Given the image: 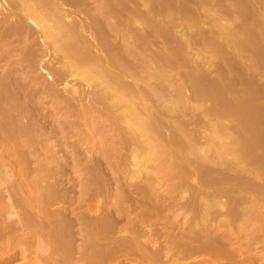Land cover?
I'll return each mask as SVG.
<instances>
[{
	"label": "rangeland",
	"instance_id": "1",
	"mask_svg": "<svg viewBox=\"0 0 264 264\" xmlns=\"http://www.w3.org/2000/svg\"><path fill=\"white\" fill-rule=\"evenodd\" d=\"M0 1V36L2 37L0 38V264H119L117 262L118 257L120 260L118 261L120 263L123 262V264H127V262L128 264L131 263L129 262L131 260L128 261L129 258H134L132 262L134 261L133 263L135 264H153L151 263L150 257H146L143 254L142 255L144 257L139 256L141 254L136 250L135 252H130L133 249H130L129 246L126 247V245H124L125 243H128L129 245L130 241H124L125 243L123 245H119L117 240H113V238L118 239L120 230H122L121 234L131 233L128 235H132L134 231L132 230V228L135 229L137 226L139 227L141 225V222L142 226L145 229L146 227L144 225L147 224L149 226V223H151V225L152 223L154 225L155 223H157L156 225H158V229L162 224H159L160 222L158 221V217L160 218L159 214L152 215V201L149 203L148 199H146V197L148 196L145 197V200L142 196L144 193H140V188H142L141 186L143 185V187H145L142 180L144 172H146L147 169L150 171H154L156 168L152 167L149 162L140 160L141 157L140 159L137 158L139 160H132L130 155L135 148V145H127L124 142L126 133L121 129L124 124L118 123L116 121L115 115L108 112L107 109V107L109 106L107 105V103L110 101L108 97L112 95L111 93H109L111 88L110 82L102 83L101 80H91L92 82H88L82 79V75L79 77L80 70H83V68L81 69V67H79L80 70H73L70 65H68L71 64L70 58V60L67 58L69 61L67 62V59L63 57L64 54L60 53L61 51H59L58 54L57 50H52L56 48H53V44L51 42V44L47 43L46 41V44L44 41L41 42V38L37 36L38 33L36 34L35 27H33V24H31L29 21H27L26 23L27 19H24L21 16L22 12L21 10H18V6V8L15 9V7L13 8V6L11 5L12 3L9 2V0ZM6 1L9 3H7ZM66 1L67 3H69L70 0ZM77 1L79 0H76L75 2ZM116 1L118 4H116L115 2L112 5V9L114 10L113 24L112 26H107V29L106 22L101 17L104 15V13L106 14V12L110 10L109 8L107 10V8L105 7L108 3V0H87L86 8L89 5L91 6V8L89 6V9L87 8L88 10L86 8L84 9L89 11V13L91 12L92 15L94 13L95 16L97 13L98 17L96 16V18H101L100 20L102 25L104 24V28L111 37H115L118 40H120V35L122 34H125L129 38L132 37L131 40L132 42H134V45H132L133 53L128 54L127 52H124V55L127 57V70H125V72L127 71L126 74L128 75L132 74V78H130L132 84H139L140 86L143 85L145 79L147 81V76L149 77V79L152 77L150 79L152 82H150L151 84H154L153 82H156L159 79L157 81V86L154 87H157V89L155 90H159L160 95H166L168 94V92H171L172 96L175 97V94H177L175 99H178V95L181 92L180 90H182V87L185 84H183L182 82H185V80L187 79V71L189 70L190 73L192 72V70L194 72V69L197 68L200 69L202 67L201 71L203 70V68H206L204 71H202L201 75H199V69H197L198 77L201 76L200 78L203 79L199 80L202 84H200L199 87H203L201 90H205L208 93V87L212 92L214 91L213 89L217 91L220 88L218 90L220 92V95L218 94V91H214L216 93L214 95L212 93L213 96L210 94V92L208 94V96L210 95V98L214 96L221 97L220 99L218 98L220 101L215 102V104L217 103L219 105V107L217 105L218 108H221L220 106H222L227 110L228 108L235 106V102H238L239 106L240 104L243 106L245 102V105L243 106L245 111H243V116H240L245 120L239 119L240 121L242 120L241 122L242 124H244L241 125L245 126V124L247 123V126L249 123L247 128L251 126L255 129H260L259 133L256 131L259 135H257L255 132L254 135H256L253 136V134H251V137H255L256 140H262L261 143H264V0H253L252 3L251 0H245L246 2L244 0H241L242 2L240 0H231L229 2H227L226 0H222V2L221 0H217L216 2H212L213 5L208 1H203L202 3L198 0H194L196 2H199L197 3V9H193L196 3H193L194 6H192V4L190 3L192 7L189 6L190 4H186L187 6L191 7V10H187L183 5L185 7L184 10L186 9L187 13L188 11L196 9V11H193L194 13L189 12V14H186L187 17L185 15L182 16V14H180V16L177 14V17L175 16L177 18V21L176 19L174 21H176L175 23L178 26L173 27L172 31H177V34H174L175 31L173 32L174 35H177V38L170 33L172 32L170 31L171 28L170 30L168 29L169 31L167 33H164L166 31H162L161 34V32L152 33L147 27L146 29H144V31H140L131 25L129 26L131 27V29H129V27L127 26H124L125 24L129 23L125 21H129L133 13L138 11L136 10L133 12L136 6L132 5V3H130V6L126 4L128 5L126 6L128 7L126 12L127 14L129 12V14L131 15L128 16L129 18H127V14H123V9L121 7L122 5H119L118 0ZM174 1L177 2V0ZM150 2H152V0ZM172 3L173 2L171 0V4ZM228 3H230V5ZM249 3H251V5ZM157 4L158 3L156 2V5ZM73 5L76 11L81 9L79 5ZM138 6L139 5H137V7ZM176 6L172 7L176 8L175 10L177 11H182L179 13H183V10L180 9L183 6H180V8H177ZM97 7H102L103 13H101L100 10L98 11ZM139 7L141 9L144 8L141 12H145V10L147 9V7L145 9V6L143 5H140ZM8 8L11 14L16 12L17 10L16 13L19 15L14 14L15 16H12L13 14H7ZM198 9L199 11H197ZM111 10L106 15L109 14L110 16ZM120 10L122 11V13ZM200 10H203L202 13ZM80 11L84 12L83 9H81ZM6 14L10 16L8 17ZM195 14L198 16L200 15L201 18L196 16ZM94 15L92 18H94ZM16 16L18 18L21 16L22 19L20 20ZM3 17L4 20L5 18H7V20L4 21ZM89 18H91V16ZM142 18L143 17H141L139 21H142ZM144 18L146 19V17ZM218 22H220L219 25L221 24V26H217ZM95 23L96 21H92V23L89 21L88 25H92L93 27ZM7 24L10 25L7 26ZM18 24L19 26H17ZM25 24L27 26H25ZM180 27L181 29H179ZM33 29H35V31H33ZM133 29L134 31H132ZM135 29L138 34L139 31L140 33L142 32V37L140 35L139 38L141 40L144 39V42L142 41L140 43L141 40L137 37L139 35L135 36ZM129 30L131 35H128ZM11 31L15 32L16 34L12 33ZM20 31H22L23 34H21L22 32ZM24 31L26 34L24 33ZM179 32L180 34H182L181 36ZM182 37L184 38V40ZM34 38L37 41L34 40ZM171 38L176 39L172 40ZM226 39H228L229 43ZM171 40L174 41V43L171 42ZM233 40L235 43L233 42ZM136 41L138 43H136ZM31 42H33L34 44H32ZM39 42H41L42 45L41 43L39 44ZM182 42H188L187 46H189L190 48L188 47V49H185L184 45L181 44ZM135 43L137 46L135 45ZM236 43L239 45H237ZM178 44H181L183 48L181 47V45L179 48ZM184 44L186 46V43ZM233 44L234 46H237L238 50L237 48L233 47ZM122 47L123 46H120V50H123ZM168 48L173 50L171 52L169 51L170 53H172L171 55L168 52ZM39 50L40 54H38L39 52H37ZM42 52L44 53L42 54ZM138 53H140V55ZM167 53L171 58L168 57ZM150 58H152V63L150 62L151 60H149ZM146 59L149 60L150 63L146 62ZM156 59L158 60L156 61ZM62 61H64V63ZM142 61L146 63L143 64ZM207 65L209 66L206 67ZM143 66L146 69H143ZM66 67L70 69L68 70ZM132 67L133 69H131ZM66 69L68 70L67 72H65ZM154 69L160 71L157 75H155V80L153 75L150 76V70ZM64 76L66 78H63ZM196 79H198L197 75ZM166 80H169V82H167ZM159 82L162 85L163 83H165V88H159ZM182 84L183 86H181ZM205 87L207 88L205 89ZM178 90L180 92H178ZM122 91H125V89L121 90L120 92ZM120 92L117 91V94ZM176 92H178L179 94ZM144 93L145 90L143 91V87L142 89H140V92H135V94L133 95V97L135 98V104L136 102L137 104L139 103V101L136 100L137 97H143ZM105 94H108V97L105 96L107 97V100L105 99L106 101L104 100L105 97H103V95ZM237 96V100L240 99V101H234L233 98H237ZM174 97L170 96L169 98L171 99H169V101H172ZM230 99L232 102L234 101V104L230 102ZM180 101H182V98ZM213 102L214 101H212L211 103L209 99H192L190 101V104H192V109L193 105H197L198 107H203V105L204 107L210 106L211 109L213 105V110H215L216 105ZM230 103H232L233 106H231L232 104ZM188 104L187 107L191 108V106H188ZM178 105L182 107L183 104L179 102ZM151 107L153 108L155 107V105L153 106L152 104ZM192 109L186 110L187 117L194 115ZM239 109L244 110L241 106L240 108H238V112ZM240 114L242 115V113ZM221 116L222 115H219L218 117V115L216 116L215 114H208L206 116V119L209 126L207 124L206 128L209 129L211 127H215V125L220 122L219 120H221ZM168 119L170 118L168 117ZM193 125L194 124L190 123L187 127L191 128ZM249 135L250 133H245L243 134V137L245 136V139L247 140V137H250ZM243 137L241 136V138ZM262 145L259 147V151L264 149V146ZM212 151L214 152L213 149ZM255 152L258 153V150H255ZM209 154L212 155V153L210 152ZM214 154L215 152L213 153V155ZM242 156H240L242 160H239V163H241V165L244 164L242 165L243 168H246L247 170L249 169V171L239 173L237 171L238 168L235 170L232 167L231 169H228L229 171L226 170V172L227 174L231 175H233V170L235 174L237 171L238 175L246 173L245 176L242 175L241 177H237V179L242 178V180H249V182H252V174L258 171H255V169L259 168L264 171V168H262L264 166H262L263 164L261 166L246 164L247 159L248 161L253 159L248 156V158L246 156H244L246 158ZM262 160H264V158H262ZM239 165L240 164H238V167L240 169L241 165ZM246 165H250L252 169H255L250 170L251 167L249 166L248 168ZM211 171L208 170V175L207 172L206 175L204 174V176L199 175L198 179H207L205 177H209V175L212 176L213 173L210 174ZM250 171H252V174H249ZM224 172L225 171L223 169V173ZM258 172L261 171L259 170ZM247 173L249 176L247 175ZM235 174L234 177L236 178ZM161 177L157 179L158 181L154 180L155 184L158 183V186L156 187L158 188V190H161V188L159 187H162V190L169 191V189H166L165 187L170 184V182L167 181L168 178H166V176ZM164 177L166 179H164ZM224 177L225 174L222 178ZM140 180L142 182H140ZM255 180L257 182V179L254 178L252 183H254ZM166 181L169 182V184ZM225 181L228 180L226 179ZM233 181H231V183ZM256 182L255 186L257 187ZM222 183L225 184L226 182ZM236 183L234 184L233 182L235 187H237V184L240 182H238L237 184ZM252 183L251 186L255 188L254 184L252 185ZM228 184H225V186L228 187ZM259 184L262 185L260 181H258V185ZM221 185L224 186L223 184ZM229 186L233 185L230 184ZM136 189L140 191H137ZM136 192L141 197H143V199H138V194H135ZM254 194L251 193V200L257 199ZM257 195H260V198L263 194L257 193L256 196ZM149 199L151 200V198ZM130 200L132 205L135 204V210L138 209L137 211H132L134 214L128 209V206H131L129 205ZM141 201L144 204L141 203ZM225 201V206H227V204L229 205L228 202H232L231 200ZM245 201L242 202L243 208L249 207V204L251 205V203L253 204L254 202H250V200L246 202ZM261 202L263 204L264 199ZM144 205L146 207L148 206L147 210H150V215H148L149 213L146 214V212H144V214L146 215L143 216L144 218L142 219V221L140 220V225L137 224L138 222L136 223V220L135 223L137 225H134V223L131 222V219L134 217L132 219L133 221L135 217L136 219L138 218V216L140 215H138L139 211L141 210L142 212L144 210H142L141 208L139 209V207H143ZM229 206L231 207V205ZM156 207L160 208V206ZM235 207L236 211H232L231 214H226V216L221 213L218 215H221V219L216 215V219L214 218L210 220V223L208 222V224H205L207 231L204 230V233L202 232V228H204L205 226L201 227L202 223L199 225V222H197V220L196 222L198 223V225L194 222V232L191 231L194 230L192 226L188 227L189 231H191V233H194V235L196 236V239L198 240L196 241L200 242V244H194L197 243L196 241H193L192 243L197 248H199L196 253L198 252L200 254L192 255L195 253L193 252L192 254H190V256L181 258L182 254L180 252H182L184 248L180 250V244L178 245V243H176L175 240L171 237H167V244L169 245L170 249L169 251H167V256L170 254V251L173 254V256H169L168 258H171L173 259L172 261H175L177 259V256L180 255L179 257L181 258V260L184 259V261H182L185 263L187 262L188 264H213L215 262L212 261V257L213 260L215 259L214 261L219 263L221 262V264H264L263 214H259L256 207L251 208L252 210L256 209V212L258 214H255V211L252 212L251 208H249V211L248 208L247 210L245 209V212L242 211L243 208H241V205H235ZM131 208L132 206L130 207V209ZM177 210L178 209H176L175 212L172 211L174 214L179 213L176 216L174 214H171L172 212L168 213L171 214V216L174 215L172 219L177 218L176 220H179L174 222L180 224L179 229L182 227L181 229L185 233V229L187 228V226L186 224L184 225L182 223V217H184L185 213ZM154 211L155 210H153V212ZM162 213L167 214L166 216L169 217L167 210L162 211ZM111 215L113 216V218L111 217ZM223 215L226 217L223 218ZM256 215L259 216V220L258 216ZM166 216L164 217L165 219ZM171 216L169 218H171ZM103 217L105 218V221L114 219L113 222H119V224L125 223L124 225H126L125 227H127V229L129 227H132L130 225H134L135 227L133 226L131 229L129 228V232L127 231L128 233L125 229L124 231L126 233H123V229L121 228H124V226L122 225L121 227L120 224V228L118 226L119 224L116 223V226L119 227H117L119 231L116 233V235H114V233V237L111 236V238H108V241L106 239L102 240V238H100L98 234V225H100L99 223H101V219H103L104 222ZM96 218H98V220ZM117 218H119V220ZM147 218H151V220ZM129 219L131 224L128 225ZM223 219H228L229 221H224ZM169 220L167 221L170 222ZM221 220H223L224 222ZM258 221L261 223H259ZM111 224L113 225V223ZM165 224L167 223L165 222ZM173 225L171 227L172 229L178 228V225ZM209 225L212 226L209 228ZM148 226L147 229L152 228H148ZM164 227L167 226H162L160 228V231L155 227L154 228L156 230H153H155L156 233L158 232L159 235V232H161ZM196 228L198 231L196 230ZM115 230L117 231V229ZM170 230L171 229H169L168 231ZM174 231H177V229H175ZM195 232H197V234L198 232L200 233L196 235ZM94 234H97V236L99 237L98 240L97 236ZM204 234L207 237L210 235L209 237H211L213 240L215 239V243L219 239L220 243H231V246L230 244L228 246L224 244L227 249H225V251V247H220L223 244L215 245L213 241H208L210 239H207ZM195 236L193 237V240H195ZM144 238H148L151 240L152 237L146 238L145 236ZM144 238L141 236L138 240L143 242L142 240ZM152 239H157V237ZM110 241L113 242L112 244H110L113 247L109 249L108 242L110 243ZM115 241H117V243ZM161 241L157 243H161ZM149 242L148 244L143 242L144 244H146L147 250L154 248L162 250L168 248H163L162 245L166 241L162 244L156 245H154L156 243L155 241H151L150 243ZM107 244L108 247L106 248ZM116 245L118 246V248ZM122 246L125 249L121 248ZM112 248L116 250V252L113 251L114 254H112L111 252ZM202 250H206L208 254L204 251L202 252ZM121 252L123 255L121 254ZM132 255H135V257H133ZM136 255H138L139 260H137ZM174 255L176 257H174ZM99 256H101L102 258ZM140 257H142V259ZM206 257L209 258L208 261H212L213 263H209L206 260L204 261V258ZM102 259L105 261H103ZM135 259L139 261V263L136 262ZM37 260L39 262H37ZM161 260L165 262L169 261V259L167 260L164 257L161 258ZM165 262L159 263L163 264ZM169 263L167 262L166 264Z\"/></svg>",
	"mask_w": 264,
	"mask_h": 264
},
{
	"label": "bare ground",
	"instance_id": "2",
	"mask_svg": "<svg viewBox=\"0 0 264 264\" xmlns=\"http://www.w3.org/2000/svg\"><path fill=\"white\" fill-rule=\"evenodd\" d=\"M65 1L66 0H9V2L12 3L11 5L13 6V8L15 7V9H16V8L19 7L18 10H21V12H22L21 13L22 15L21 14L20 15L24 19H27L26 23H27V21H29L31 24H33V27H35V29H36V34L38 33L37 36H39L41 38V42L42 41H44V42L46 41L47 43L51 42L53 44L52 45L53 48H56V49H52V50H55V51L57 50L58 54H59V51H61L60 53L64 54L63 57H65L66 59L70 58L72 61L69 59L71 64H68V65H70V67L73 70H75V69L76 70L77 69L80 70L79 67H81V69L83 68V70H80L79 77L82 75V79H84V80H86L88 82H92L91 80H98V81L101 80L102 83H104V82L105 83L106 82L109 83L110 82L111 88L108 86L110 88V92L109 91L108 92L111 93L112 95H110L108 93L110 95V97H108V94L103 95V97L107 96L108 99H110V101L107 103V105H109V106L108 107L106 106L107 109H108V112H110V113L115 115L116 121L118 123H123L124 124V126L121 127L122 131L126 133L125 134L126 136L124 138L125 139L124 142L127 145L128 144L133 145V146L135 145L134 146L135 148L133 149V151L131 152V155H130L132 160H139L140 157H141L140 160H143L144 162H149L152 167L156 168L154 171H152V170L150 171L148 169H147V171L145 170L146 172H144V176H143V179H142L143 180V184L145 185V187H143V185H142L141 186L142 188H140L141 191L137 190L138 187H137L136 190L140 191V193L141 192L144 193L142 195L144 197V199H145L146 196L151 198V200H150L148 197H146V199H148L149 203L152 201L151 203L153 205H151V207L153 206L154 208L152 207V209L155 210L154 211L155 213L153 212V210H151L152 215L153 214H159L160 218L158 217V219H159L158 221L160 223L159 222L158 223L162 224L161 227L164 226V225L167 226V227H164L166 229L163 228V230L161 232H159V235H158V232L156 233V231H155L156 229H158V225H156L157 223H155V225L153 223H152V225H151V223H149V226L146 224L148 226V228L152 227L150 229H147V226L144 225V223H143V225L146 227V229H145L142 226V222L141 221L144 218L143 216L148 214L150 212V210H147L148 206L146 207L144 205L146 209L144 208V206L143 207H141V206L139 207V209L141 208L142 210L143 209L145 210V211L143 210L142 212L140 210L139 213H138V215L140 214L139 216H140L141 219L139 218V216L137 218L138 220L136 219V217H135V219L133 221H132V219L134 217L131 219V222H133L134 225H137V224H139L141 222V225L139 224L141 226V228H140V226L139 227L137 226L136 227L137 229L136 228L134 229V228H132L134 225H130V226H132L131 227L132 230H134L132 235H128V234H131V233H128L129 232L128 229L130 227L128 226L129 228L127 229V227H125L126 225H124L125 223L124 224L120 223L121 227H122V225L124 226V228L123 227L121 228L119 222L118 223L117 222H113L114 219L113 220L109 219L111 222L109 220L105 221V218L103 217L104 218V222H103V219H101L102 221L100 220L101 223H99L100 225H98L99 226V228H98L99 237L102 238V240L106 239L108 241V238H111V236H113L114 233H115L114 235H116V233L119 231L118 228L120 227L121 229H123V233L125 232L124 230L126 229V232L128 231L127 232L128 234H121L122 230H120L119 231L120 235H119L118 239H114L113 238V240H117L119 245L120 244L123 245L125 243L124 241H128V242L130 241L129 245H128V243L124 244V245H126V247L129 246L130 249L131 248L133 249L130 252H132V251L135 252V250H136V251L140 252L141 255L138 254L139 256H142V257H144V256L147 257L148 256V257H150L151 263H153V264H162V263H159V262H165V261L161 260V258H163V257L165 259H167V260L169 259V261H166L163 264H166L167 262L168 263L170 262L169 264H173V263H176V264L177 263L178 264H188L187 262L186 263L183 262L184 259H182L183 260L182 261L181 258L188 257L193 252H195V253L192 254V255L200 254L198 252L196 253V251L199 248H197L194 245V244H200V242H197L198 240L196 239V236L194 235V233H191V231H193V232L195 231L193 226L195 224L198 225L197 222H199V225L202 223L201 227L205 226L204 227L205 229L202 228V232L204 233V230L207 231L205 224H208V222L210 223V220H212L214 218L216 219V215L218 216L221 213H223L224 215L231 214L232 211H234V210L236 211L235 205L236 206L241 205V208H243L242 207L243 206L242 202L245 201V200L246 201L250 200V202L254 201L253 204L251 203V205H253V206H251L249 204V207H244L242 211L246 212L247 208H248V211H249L250 210L249 208H251V207L255 208L256 207V209L258 210V213L261 214V215L263 214V216H264V213H263L264 208H261V207H264V205H263L264 203L262 204V202H261L264 199V171H262L259 168H257V169L254 168L255 171L256 170H258V171L260 170L261 172L256 171L255 173L252 174V171H250V173H249V174H252V179H251L252 182H253L254 178L257 179V182L255 180V182L257 184V187L255 186V182L252 183L251 181L249 182V180L248 181L247 180H242V178H238L237 179V177H241L242 175L243 176L246 175V173L242 174V175H238L237 171L239 173L240 172L244 173V171L245 172L249 171V169L247 170L246 168H243L242 165H244V164L241 165V163H239L240 162L239 160H242V158H240V156H242V155H243L242 157H244V156L247 157L248 156L251 159H253V160H250V161H248V159H247L246 160L247 161L246 164H252V165H256V166H261L263 164L262 166H264V160H262V158H264V149H262V147H261V149L263 151L261 149H260L261 151H259V147L262 144H264V143H261L262 140L261 141L259 139L256 140L255 137H253L254 139L251 137V134H253V136H255L257 134V132L259 133L260 129L258 130V129H255V128L251 127V126H249V128H247L249 123L246 126V124H247L246 122H245L246 123L245 126H242L244 124H242V122H241L242 120L241 121L239 120V119H244V118H242L240 116H243V111H245V109L243 107L245 105V102H244L243 106L240 104V106L244 110L239 109V112L237 111L238 108H240L238 102H235L236 108H235V106H233L234 101H236L238 99V96H237V98L236 97L233 98L234 99L233 102L230 99V102L233 103V104L232 103H230V104H232L231 106L234 107V108L233 107H231V108H233L234 110L231 109V108H228L227 109L228 111H227L222 106H220L221 108H218L219 105L217 103L215 104V102L216 101H220L219 99L221 97L220 96L219 97L218 96H214V97L210 98V95L208 96V94L210 92L211 95H212V93L214 95L220 88L217 91L215 89H213L216 92H214V91L212 92L211 89H209V87H208L209 92L207 93L205 90H201L203 87L202 88L199 87L200 84H201V81H199L201 79L200 78L201 76L198 77L197 73L199 72L200 73L199 75H201L202 71H204L206 69V68H203V70L201 71L202 67L200 69L197 68V69H199L198 72H197V69H194V72L192 70V72H190V73H189V70L187 71L189 73V74L187 73V77H186L188 80L185 78L187 81L185 80V82H182L183 84L185 83L184 84L185 87L182 84L181 85V86H183L182 90H180L181 88L179 89L181 92L178 90V92H180V94L178 92H176V93L179 94L178 97L182 98V101H180L181 98L180 99L179 98L175 99L177 94H175L176 96L174 97V96H172L171 92H168V94H166V95L165 94L164 95H162V94L160 95L159 90H157V91L155 90V89H157V87L154 88L155 86H157V81L159 79L156 82H153L154 84H151L152 82H151L150 79L152 77L149 79V77L147 76V81L145 79V81L143 82V85L140 86L139 84H132L131 80H130V78H132V74L128 75V74H126L127 71L125 72V70H127V68H126L127 57L124 55V52H127L128 54H132L133 53L132 45H134L133 44L134 42H132V40H131L132 37L129 38L125 34H122V35H120V40H121L120 41V40H118L115 37H111L110 34L106 31L107 26H112V24H113L114 10L112 9V5L115 2H116V4H118L117 1L116 0H108L107 5L105 6L107 8V10H108V8L110 10L112 9L110 16L113 15L112 17H110L109 14L106 15L110 11V10H108V11L106 10L107 11L106 14L104 13V15L101 17L106 22V29L103 26L104 24L102 25V23H101V20H100L101 18L100 17L96 18L97 13H96V16L93 13L94 18H92L93 15L91 14V12L89 13V11H87L89 9L88 7L90 6L89 5L87 7L88 9L86 8L87 0H79L77 2H75L76 0L75 1L73 0V2H75V3H73L72 0H70V1L68 0L69 3H67V1L66 2ZM150 1L151 0H120V1L118 0L119 5L120 4L122 5L121 7L123 9V14H127L126 10H127L128 7H126V6H128V5L130 6V3H132V5H134V6H136L134 8L135 10H133V12L136 11V10L138 11V12H134L132 16L128 12L126 17L127 18H129L128 16H131V17H130L129 21L128 20L125 21V22H129V23L125 24L124 26L129 27L131 25V26H134L136 29H138L140 31H144V29H146V27H147L149 29V31H151L152 33L161 32V34H162V31H166L164 33H167L170 30V28H171L170 31H172L173 27H177L178 26L175 23L177 21L176 17L178 15L180 16V14H182V16L183 15L186 16V14H189V12L196 11L197 3H199V2L203 3V1H208V2H211V4L213 5L212 2H216L217 0H198L199 2H196L197 0L196 1H194V0H177V2L172 0V2H173L172 4H171V0H163V1L162 0H158V1H155V0L153 1L152 0V2H150ZM226 1L229 2L231 0H226ZM252 1L253 0H251V3H252ZM9 2H7V3H9ZM70 2H72V3H70ZM156 2L158 3L157 5H156ZM221 2H222V0H221ZM76 3H78V4H76ZM190 3L192 4V6H194L193 3H196L195 7H193V9L194 8H196V9L192 10V11H188V13H187L186 9L187 10L188 9L191 10V7H192ZM247 3H248V1H247ZM251 3H249V4L251 5ZM73 4H75L76 6L79 5V7L84 10V12L80 11L81 9L76 11V9H75ZM126 4H128V5H126ZM186 4H188V5L190 4L189 6H191V7L187 6ZM228 4L230 5V3H228ZM137 5H139V6L143 5V6H145V9H146V7H147V9L145 10V12H141L144 8L141 9L139 6L137 7ZM183 5L186 7L185 10H184L185 7ZM72 6L74 7V9H73ZM172 6L173 7L176 6L177 8L178 7L180 8V6L181 7L183 6L182 8H180L181 10H183V13H179V12H182V11H180V10L177 11V10H175L176 8H173ZM79 7H76V8H79ZM102 7H104V6H102ZM102 7H100V8L97 7L98 11L100 10L101 13H103V10H102L103 8ZM121 7H119V8H121ZM124 7H126V8H124ZM9 8H8L7 14L8 13L11 14V12H9ZM84 8H86L87 10L84 9ZM90 8H91V6H90ZM208 8H210V7H208ZM199 9L197 11H199ZM249 9H251V8H249ZM78 11H80V12H78ZM202 11H201V13H202ZM16 12H17V10H16ZM16 12L12 13L13 15L12 14L11 15L15 16L14 14H17ZM4 13H5V11H4ZM121 13H122V11H121ZM17 15H19V14H17ZM90 16H91V18H89ZM190 16H192V15H190ZM196 16H198V15H196ZM20 17L19 18L17 17V18L21 20L22 17L21 18ZM141 17H143L142 21H139V19ZM144 17H146V19ZM198 17H200V15ZM123 18H125V17H123ZM14 19H16V18H14ZM92 19H94V20H92ZM95 19H97V20H95ZM143 19H144V21H143ZM175 19H176V21H174ZM3 20H4V17H3ZM5 20H7V18H5ZM89 21L91 23H92V21H94V22L96 21V23L92 27V25L91 26L88 25ZM146 21H148V22H146ZM18 22H19V20H18ZM18 22H16V23H18ZM7 23H9V22H7ZM215 23H217V22H215ZM219 23L220 22H218L217 26H221V24L219 25ZM14 24H15V22H14ZM9 25L7 24V26H9ZM23 25H24V23H23ZM17 26H19V24ZM25 26H27V25L25 24ZM225 26H224V28H225ZM20 27H22V26H20ZM23 28H25V27H23ZM35 29H33V31H35ZM129 29H131V27H129ZM136 29H135V32L137 33ZM179 29H181V27ZM132 31H134V29ZM140 31H139V34L135 33V36L139 35V36H137L138 38L140 37V35L142 33V32L140 33ZM174 31H172L170 33L172 35L177 34V31H175V32ZM20 32H22V31H20ZM26 32H28V31H26ZM128 32H129L128 33V35H129L130 34V30ZM173 32H174V34H173ZM12 33H15V32H12ZM24 33H25V31H24ZM21 34H23V32ZM179 34H180V32H179ZM27 35H28V33H27ZM116 35H117V32H116ZM181 35L182 34H180V36ZM141 37H142V35H141ZM169 37H173V36H169ZM174 37L177 38V35H174ZM0 38H2V37L0 36ZM176 38H173V39L175 40ZM34 40H36V39L34 38ZM143 40L144 39H142L140 41V43ZM172 40H171V42L174 43V41H172ZM183 40H184V38H183ZM226 40L228 42V39H226ZM41 42H39V44ZM46 42H45V44H46ZM233 42H234V40H233ZM31 43L34 44L33 42H31ZM136 43H138V42L136 41ZM136 43H135V45H136ZM184 43H186V46H187L188 42H182L181 43L182 45H184L185 49H188L189 46H187V48H186ZM41 45H42V43H41ZM178 45H177V47H178ZM180 45H179V48H180ZM182 45H181V47H182ZM237 45H239V44H237ZM120 46H123L122 47L123 50H120ZM36 47H38V46H36ZM36 47H34V48H36ZM168 47H170V46H168ZM233 47L237 48V46L236 45L234 46V44H233ZM32 50H33V48H32ZM42 50H44V49H42ZM237 50H238V48H237ZM169 51L171 52L173 50L169 49L168 52ZM37 52H39L38 54H40V50L37 51ZM170 52H169V54L171 55L172 53H170ZM43 53L44 52H42V54ZM138 54L140 55V53H138ZM167 55H168V53H167ZM197 55H198V53H197ZM157 56H158V54H157ZM168 57H169V55H168ZM168 57H166V58H168ZM163 58H164V56H163ZM169 58H171V57H169ZM172 58H173V56H172ZM42 59H43V57H42ZM68 59H67V62H69ZM141 59H142V57H141ZM151 59L152 58H150L149 60H151ZM149 60H147L146 62H149ZM157 60L158 59H156V61ZM159 61H161V60H159ZM45 62H46V60H45ZM62 62L64 63V61H62ZM150 62L152 63V60ZM145 63L143 62V64H145ZM209 65H207L206 67H208ZM132 66H133V64H132ZM144 68L145 67L143 66V69ZM67 69H66L65 72H67L70 68L68 70ZM131 69H133V67ZM151 69H153V68H151ZM81 72H82V74H81ZM143 72H148V71H143ZM150 72H151L150 76L153 75L154 76V80H155V75H157L158 72H160V71L154 69V70H150ZM63 73H64V71H63ZM196 75H197L198 79H196ZM52 77H54V76H52ZM63 78H66V77L64 76ZM109 80H111V81H109ZM148 80H150V81H148ZM201 80H203V79H201ZM166 81L169 82V80H166ZM204 81H202V82H204ZM160 82H163V81H160ZM160 82H159V86H160L159 88H162V87L165 88V85H164L165 83H163V85H162ZM141 84H142V82H141ZM166 85H167V83H166ZM142 87H143V91L145 90V93H144L143 97H141V96L137 97L136 100H138L139 103L137 104V102H136V104H137L136 105L135 104V98L133 97V95L135 94V92H140V89H142ZM214 87H217V86H214ZM206 88L207 87H205V89ZM211 88H213V87H211ZM123 89H125V91L120 92ZM117 91L120 92V93L117 94ZM219 93L220 92L218 91V94ZM170 96L174 97L175 100L173 99L172 101H169V99H171V98H169ZM107 97H105L104 100L105 99L107 100ZM215 97L217 99L218 98L219 99L217 100ZM190 99L191 100L192 99H195V100L196 99H200V100H204V99L208 100L209 99L211 101V103H212V101H214L213 103L216 105V107H215L216 109L213 110V108H214L213 105H212V109L210 108V106L209 107L208 106L204 107V105H203V107L202 106L198 107L197 105L196 106L193 105V109H192V104H190V101H191ZM101 101H102V99H101ZM237 101H240V99L237 100ZM179 102H181V104H183L182 107L180 105H178ZM152 104H153V106L155 105V107L152 108L151 107ZM187 104H188V106L190 105L191 108H188ZM227 104H229V103H227ZM123 105H124V107H123ZM217 105H218V107H217ZM237 106H238V108H237ZM228 107H229V105H228ZM189 109H192V112L194 113L193 116L191 115L192 117L190 115H189L190 117H187V115H186L187 114L186 110H189ZM229 109H231V110H229ZM240 113H242V115ZM208 114H211V115L215 114L216 116L218 115V117H219V115H222L221 116L222 117L221 120H223V118H224V120L223 121L219 120L220 122H218L217 125H215V127H213V128L211 127L209 129H207L206 125L208 124V121L206 119V116ZM168 117L170 119H168ZM190 123L194 124V125L191 128H188L187 126ZM208 126H209V124H208ZM255 126H256V124H255ZM206 130H207V132H206ZM255 132H256V134L254 135ZM245 133L246 134L250 133V135H249L250 137H247L248 138L247 140L245 139L246 138L245 136H247V135H245L243 137V134H245ZM257 135H259V134H257ZM241 136L243 138H241ZM262 146H264V145H262ZM210 149H211V151H212V149L214 150V152H215L214 155H213L214 152L213 151L211 152ZM255 150H258V153L255 152ZM209 152L212 153V155L209 154ZM238 153H241L242 155L238 154ZM259 153H261V154H259ZM258 155H260V156H258ZM246 157H244V158H246ZM137 158H139V159H137ZM150 164H149V166H150ZM238 164L241 165V166L239 165L240 169L238 167ZM137 166H139V165H137ZM246 166L249 168L250 165L249 166L246 165ZM232 167L235 170L238 168L237 171H236L237 175L234 173V170H233V175L227 174L226 170L229 171L228 169H231ZM262 168H264V167H262ZM207 169L210 170V171L212 170L211 173H210V174L213 173L212 176L209 175V177H205L207 179H204V178L202 179L200 177H199L200 179H198L199 175L204 176V174L206 175V172H207V175L209 174ZM223 169H224V171L226 173L225 172L223 173ZM254 169H252V167H251L250 170H254ZM224 174H225V177L222 178L224 176ZM234 174H235L236 178L234 177ZM247 175H248V173H247ZM161 176H166V178L169 179V180L167 179V181H169L170 184H169V182L166 181L169 184V185H167L168 188H167V186H165L166 189H169V191L162 190V187H159V188H161V190H158V188L156 187V186H158V183L155 184L154 180L158 181L157 179H159ZM144 178H146V179H144ZM166 178L164 177V179H166ZM226 179L229 182L225 181ZM231 181H233L234 184L236 182L237 183L240 182V183H238V184L236 183L238 186L235 187L233 182L231 183ZM258 181H260L262 185H260V184L258 185ZM140 182H142V181L140 180ZM222 182H226L225 184L229 183L228 187L225 186V184L222 183ZM251 183H252V185L254 184L255 188L251 186ZM219 184L220 185L223 184L224 186L221 185V187H220ZM230 184H232L233 186H229ZM186 191H188V192H186ZM189 193H191V194H189ZM251 193H253V194L254 193H256V194L258 193V194H263V195H262V197H260L261 198L260 199L259 198L260 195L256 196V194H254L255 197H257V199L256 200H251L250 199V198H252ZM135 194L137 195L138 193L136 192ZM216 196H218V197H216ZM143 197H141L139 194L137 195L138 199L139 198L143 199ZM258 199H260L261 201L258 200ZM225 200H227V201L231 200L232 201V202H228L229 205H231V207L228 204H227V206H225V204H224ZM142 201H141V203H143ZM259 201H260V203H259ZM244 204H246V203H244ZM129 205L132 206V208H131L132 210L130 209L131 206H128L129 211L132 212L133 210L134 211L138 210V209L135 210L136 206L134 208L135 204L132 205L131 204V200H130V204ZM156 206H160V208H157ZM176 209H178V210H180V211L185 213V215L183 213L184 217H182V223L184 225L186 224V226H187V228L185 229V233L181 229L182 227L179 229V225L180 224H177V222H174V221H179V220H176L177 218L176 219L175 218L172 219L174 215L176 216L177 214H179V213L174 214L172 212V211L175 212ZM256 209L252 210V208H251L252 212L255 211V214H258L256 212ZM165 210H167V213L168 212H172L171 214H174V215L171 216V214L168 213L169 217L171 216V218L167 217L166 216L167 214L162 213V211H165ZM144 212H146V214H144ZM107 213H108V211H107ZM135 214H137V213H135ZM109 215H110V213H109ZM148 215H150V213ZM224 215L222 216L223 218H225L227 216V215L226 216H224ZM155 216H154V218H155ZM165 216H166V219L168 218L167 220L170 219L169 221L172 224L170 222H168L164 218ZM209 216H210L211 219L209 218ZM220 216H218V217H220ZM256 216H258V215H256ZM111 217L113 218L112 215H111ZM98 218H96V219L98 220ZM163 218H164L165 221L163 220ZM106 219H107V216H106ZM117 219L119 220V218H117ZM147 219H149V218H147ZM220 219H221V217H220ZM135 220H136V223L138 222L137 224L135 223ZM149 220H151V218ZM196 220H197V222H196ZM223 220L226 221L228 219H223ZM223 220H221V221H223ZM258 220H259V216H258ZM260 221H262V220H260ZM128 222H126V223H128V225L131 224L130 223V219H129ZM165 222L167 224H165ZM194 222H195V224H194ZM203 222H204V225H203ZM104 223H105V225H104ZM111 223H113L114 226ZM116 223L119 224L118 225L119 227L116 226ZM259 223H261V222H259ZM173 224H175V226L178 225V228L172 229L171 227H172ZM189 226L190 227L192 226V228L194 230L189 231V228H188ZM211 226L209 225V228ZM259 226H260V224H259ZM161 227H159V229H158L159 231L161 230L160 229ZM168 227H169V229H171L170 231H168L169 230ZM207 227H208V225H207ZM115 229H117V231ZM153 229H155V230H153ZM175 229H177L178 232L174 231ZM196 230H197V228H196ZM153 231H155V232H153ZM153 233H155V234H153ZM161 233H162V235H161ZM195 233H196V235H198L200 232H198V234H197V232H195ZM94 235L97 236V234H94ZM147 235H149V236H147ZM160 235H161V237H160ZM141 236L143 238L145 236H146V238L147 237H149V238L150 237H152V238L157 237L158 240L160 238L159 241L162 240L161 243H157L159 241L157 239H152V238H151V240L148 239V238H147L148 240L144 238L145 240L143 239L142 241L144 243H147V244H148L149 241L150 242L151 241L152 242L155 241L156 243L154 245L162 244L163 242L166 241L162 245H163V248H166V247H168V248H166L167 250L166 249H162L161 250V249H156V248L147 250L146 249L147 248L146 244H144L143 242L138 240L139 237H141ZM162 236L163 237L165 236V237L163 238ZM194 236H195V238H194L195 240H193ZM209 236L208 237L206 236L207 239L208 238L210 239L208 241H213L214 242L215 239L213 240ZM222 236H223V234H222ZM95 237H94V239H95ZM99 237L97 236V240H98ZM167 237H171L172 239L175 240L176 243H178V245L180 244L179 245V246H181L180 250H182L184 248L183 251L180 252L182 254V257L180 258L179 257L180 255L177 256L178 260L175 258L176 260L174 259L175 261H172L173 259L168 258L169 256H173L171 251L169 252L170 254L167 256V253H168L167 251L170 250L169 249V245L167 244ZM116 238H117V236H116ZM52 239H54V238H52ZM97 240H96V242H97ZM182 240H183V242H182ZM107 241H106V243H107ZM117 241H115V242L117 243ZM193 241H196L197 243L192 244ZM217 241H216L217 244L214 242L215 245L223 244V242L220 243L219 239ZM119 242H122V243H119ZM112 243L113 242H111V241H110V243L108 242L109 247H108V244H107L106 248L108 247L110 249L111 247H113V246L110 245ZM226 243L224 242L225 245L228 246L230 244V246H231V243H229V244L228 243L226 244ZM151 244H153V243H151ZM164 244L167 245V246H165ZM224 244L222 246H220V245L219 246L224 248L225 247ZM234 247H236V246H234ZM114 248H112V251H111L112 254H114L113 251L116 252V250H114ZM117 248H118V246H117ZM121 248H123V246ZM39 249H41V248H39ZM123 249H125V248H123ZM225 249H226V247L224 248V250ZM203 251L206 252V250H202V252ZM121 254H122V252H121ZM138 255H136L137 256L136 257L137 260H139ZM110 256H111V254H110ZM132 256L135 257V255H132ZM209 256H211V255H209ZM99 257H101V256H99ZM142 257H140V258L142 259ZM174 257H176V256L174 255ZM179 258H180V261H179ZM206 258H204V261L206 260L209 263L215 262L213 264L219 263V262L214 261L215 259L213 260V257H212V261L213 262L212 261H208V259L210 257L207 258V259ZM114 259H115V257H114ZM133 259H131V258L128 259V261L131 260V261H129V262H131L129 264H132L134 262V261L132 262ZM118 260H119V257L117 259V262L119 264H123V262L120 263L119 262L120 260L119 261ZM137 260H136V262L139 263V261H137ZM103 261H105V260H103ZM37 262H39V261L37 260ZM127 264H128V262H127ZM133 264H135V263H133ZM219 264H221V262Z\"/></svg>",
	"mask_w": 264,
	"mask_h": 264
}]
</instances>
